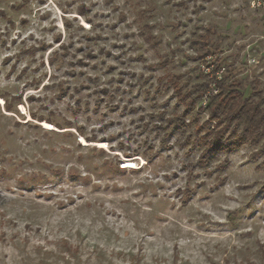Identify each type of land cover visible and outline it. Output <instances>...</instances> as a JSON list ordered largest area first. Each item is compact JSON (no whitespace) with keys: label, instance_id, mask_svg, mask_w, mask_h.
Wrapping results in <instances>:
<instances>
[{"label":"rangeland","instance_id":"374dc122","mask_svg":"<svg viewBox=\"0 0 264 264\" xmlns=\"http://www.w3.org/2000/svg\"><path fill=\"white\" fill-rule=\"evenodd\" d=\"M216 64L264 95L250 0H0V264H264V136L166 122Z\"/></svg>","mask_w":264,"mask_h":264},{"label":"trees","instance_id":"16d2710c","mask_svg":"<svg viewBox=\"0 0 264 264\" xmlns=\"http://www.w3.org/2000/svg\"><path fill=\"white\" fill-rule=\"evenodd\" d=\"M146 39L150 37L146 36ZM219 70L220 66L216 64L211 78L202 84L193 85L190 91L184 93L176 78H172L171 87L183 111L167 118L166 122L178 127L193 125V131L178 143L182 146L195 141L202 147L198 160L200 164L206 163L207 155L238 149L244 144L256 145L264 136V95L258 92L255 100L247 99L239 83L217 78L215 74ZM254 82L257 84L256 80ZM210 85L215 87L216 93L208 94ZM204 98L205 104L199 106L198 110H207L206 121L199 124L197 117H193L186 122L185 116L194 111ZM6 107L10 109L9 104ZM38 121L41 122L42 118Z\"/></svg>","mask_w":264,"mask_h":264},{"label":"built area","instance_id":"2783aa9c","mask_svg":"<svg viewBox=\"0 0 264 264\" xmlns=\"http://www.w3.org/2000/svg\"><path fill=\"white\" fill-rule=\"evenodd\" d=\"M250 5L253 9L264 11V0H250Z\"/></svg>","mask_w":264,"mask_h":264}]
</instances>
